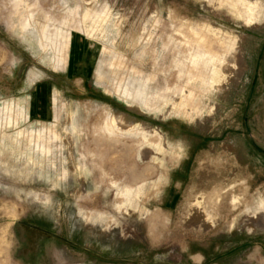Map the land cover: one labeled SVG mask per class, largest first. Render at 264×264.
I'll use <instances>...</instances> for the list:
<instances>
[{
    "label": "rangeland",
    "instance_id": "obj_1",
    "mask_svg": "<svg viewBox=\"0 0 264 264\" xmlns=\"http://www.w3.org/2000/svg\"><path fill=\"white\" fill-rule=\"evenodd\" d=\"M250 1L0 0V264H264Z\"/></svg>",
    "mask_w": 264,
    "mask_h": 264
},
{
    "label": "flooded vegetation",
    "instance_id": "obj_2",
    "mask_svg": "<svg viewBox=\"0 0 264 264\" xmlns=\"http://www.w3.org/2000/svg\"><path fill=\"white\" fill-rule=\"evenodd\" d=\"M22 238L19 255L25 264H38L46 253V243L49 241L66 242V239L53 237L45 228L39 226H25L22 229Z\"/></svg>",
    "mask_w": 264,
    "mask_h": 264
},
{
    "label": "bare ground",
    "instance_id": "obj_3",
    "mask_svg": "<svg viewBox=\"0 0 264 264\" xmlns=\"http://www.w3.org/2000/svg\"><path fill=\"white\" fill-rule=\"evenodd\" d=\"M217 1L219 4H226V5L230 6V12L232 14H234L236 16V18L238 20L242 21L245 25L251 26L252 24H254L258 20V18L256 17V12L260 8V5H259V3L255 2V1L254 2L250 1V0H217ZM215 6L217 7V5H215ZM203 28L206 30L207 33L212 34L213 37H219V34H221V33H224L225 35H227V34L229 35V33L227 31L215 28V27L210 26V25H203ZM204 38H205V36H203L202 39H200V40L201 41L205 40ZM219 42L222 43L221 41H219ZM214 54L217 55V53H215V52H214ZM214 54H209L208 59L210 62H213L215 60L214 57L216 55H214ZM215 72H217V70ZM218 74H216V75H218ZM262 205L263 204L261 203L260 206L264 207Z\"/></svg>",
    "mask_w": 264,
    "mask_h": 264
}]
</instances>
